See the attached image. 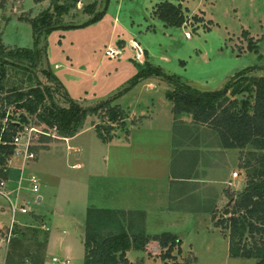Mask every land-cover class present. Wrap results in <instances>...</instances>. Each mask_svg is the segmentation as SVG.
I'll use <instances>...</instances> for the list:
<instances>
[{"label":"rangeland","instance_id":"obj_1","mask_svg":"<svg viewBox=\"0 0 264 264\" xmlns=\"http://www.w3.org/2000/svg\"><path fill=\"white\" fill-rule=\"evenodd\" d=\"M157 1L0 0V42L6 56L0 59V126L17 121L19 113L23 114L26 129L13 155L23 158L25 152L33 153V158H27L26 172H37L39 177L37 192L32 191L31 180L24 179L21 184L18 205H25L28 213L17 214H43L48 227L45 231L37 219L30 226L4 227L0 231V264H66L62 262L66 259L68 264H83L84 220L90 206L118 209L93 207L87 221L88 234L97 239L121 232L145 237L148 240L142 248H136L133 242L128 258L135 264H163L160 255L165 249L157 245L154 235L146 234L144 213L123 210L121 206H158L167 193H175L173 188L169 191L170 186L165 187L166 153L159 149L164 141L158 137L168 133L164 126L169 125L165 119L172 102L166 91L173 85L154 75L132 82L149 62L201 91L230 84V99L252 103L253 94L242 87L264 75V0H169L187 9L186 23L180 27H166L151 16ZM55 4L61 5L64 13L57 16ZM104 8L97 22L77 26ZM45 10L52 14L57 26L76 27L43 33L34 62L23 49L33 51L29 21ZM108 48L118 49V55H106ZM35 88L45 96L36 112L31 113L16 100V94ZM233 89L236 93H232ZM106 100L124 110V122L110 124L104 109L89 111L78 128L82 133L71 141L40 118L41 114L47 115L45 108L51 103L55 106L49 109L53 110L67 108L70 101L91 109ZM3 112L7 118H1ZM147 113L154 119L133 127L140 118L135 115ZM172 120V132L182 136L173 144L182 149L171 153L174 159L170 172L175 171L174 175H181L185 181H197L192 171L195 168L198 177L209 183L197 193L188 190L182 202L193 209L189 215L179 220L166 217L151 226L162 229L159 232L170 229L179 234L181 252L174 248V258L168 259V264H255L253 258L228 256L229 229L215 226V221L227 216L225 210L248 184L263 151L250 145L241 149L223 147L218 133L209 124L194 121L191 114L172 113ZM98 132L107 137L111 134L112 140L103 142ZM130 133L131 144L126 140ZM218 147L226 149L227 155H219L210 163ZM10 161L11 156H4L0 180L5 179ZM225 161L228 176L221 180L217 195V184H211L212 173L207 174V168L222 167ZM235 170L238 176L232 179ZM205 196L210 201L203 200ZM38 197L42 200L38 201ZM0 207V220L8 224L10 203L1 194ZM244 240L252 246L261 241V236L245 233ZM53 257L58 261H52Z\"/></svg>","mask_w":264,"mask_h":264},{"label":"trees","instance_id":"obj_2","mask_svg":"<svg viewBox=\"0 0 264 264\" xmlns=\"http://www.w3.org/2000/svg\"><path fill=\"white\" fill-rule=\"evenodd\" d=\"M33 1L38 3L44 0ZM105 9L93 14L87 21L77 26L81 27L97 22L103 16ZM64 11L65 9L61 5H54V13L57 16ZM186 14V8L169 0H158L151 11V16L159 19L166 27L182 26L186 23ZM195 19L200 18L196 17ZM29 22L33 31L34 48L33 51L29 48H25L23 51L26 55L31 54L34 62L35 58L39 56L37 46L43 33L48 34L54 29L68 30L76 27H71L70 24L57 26L48 10L42 11L41 15ZM3 51L0 42V59H6ZM180 62L184 64L183 61ZM146 66V68H140L132 84L152 75L162 76L173 85L172 90L166 91V97L172 102L171 112L174 115L188 113L191 114L194 121L209 124L218 133L225 148L241 149L250 145L256 150L263 151L256 159L258 166L252 170L248 184L236 197L232 206L225 210L224 214L227 216L216 220L215 226L229 229L227 237L229 257L253 258L255 264H264V75L252 78L247 86L242 87L244 91L253 94L252 103H249L248 100L239 103L235 98L228 97L230 84H225L218 90L201 91L181 81L178 75L165 74L159 66L149 62L146 63ZM232 93H236V90L233 89ZM44 96V92L35 88L26 93L18 92L16 100L22 102L23 108L34 113L44 100ZM54 106L51 103L49 108ZM49 108H45L47 115L41 114L40 118L48 126L58 129L63 137H71L77 133L89 111L96 113L104 109V117L110 124L122 123L126 117V113L118 104H111L108 100L91 109L83 108L75 101H70L67 108L55 107L54 110ZM4 113L1 118L5 117ZM24 124H27L26 118L22 113H19L17 121L10 120L0 126V164L3 162L4 156L13 155L15 150V146L12 144L13 136L22 130ZM109 129L111 127H108ZM97 136L103 142L112 140L111 134L107 137L98 132ZM93 209L89 208L86 213L83 243L84 264H130L126 258V251L129 250L133 242L136 243V248H142L148 239L137 235L131 237L125 232L109 233L103 238L97 239L87 233L88 216ZM245 233L250 236L260 234L261 241H255L252 246H247L244 240ZM153 239L161 249H165L160 255L163 264H168L167 260L174 258L172 255L174 248L181 252V240L171 232L154 235Z\"/></svg>","mask_w":264,"mask_h":264},{"label":"crops","instance_id":"obj_3","mask_svg":"<svg viewBox=\"0 0 264 264\" xmlns=\"http://www.w3.org/2000/svg\"><path fill=\"white\" fill-rule=\"evenodd\" d=\"M141 80H143V79H141ZM168 103H170V102L168 101ZM170 107H171V105L169 104V112L166 113V119H165L166 122H168L167 124H169V125H168V127L164 126V128H166L168 130V133L167 134H161L158 137H161V138H159V141L160 140L164 141V144L160 145L159 149L162 152L166 153L165 154L166 163L168 164V166L166 164V166H165L166 170H164L165 171L164 175L166 177L165 179L167 180V181H165V187H166V185L170 186L169 191H171L173 188L175 193L172 195L167 193L168 194L167 197L164 195L166 197V199H163L162 202L160 204H158V206L156 204H151V203H148V205H143V206H134V205H127L125 207L121 206L123 210L142 211L144 213L145 230H146V234H149V235H157V234L162 233V232H159L162 229L157 230V229H155L156 227H153V229H151L152 225H154L157 222H160L162 219L164 220V219H166V217L167 218L170 217V218H175L176 220H179L182 215L189 213L188 211H193V209L187 208L185 206V204L182 202L184 199H186L188 190H191V191L197 190L195 192V193H197L200 191V189H204V187H207L204 185L209 183L208 179H207V181L206 180L204 181V180H201V179H204V177L203 178L198 177V174L196 172L197 170L195 168L192 169V171H194L193 175L196 176L195 178L197 181H185L184 178L181 177V175H174L175 171L171 170V172H170L171 167H169V166L172 163V160L174 159V156L171 157V153L173 152L174 149H182L181 146L173 144L174 139L182 140V138H181L182 136H180L178 134H174L172 132V128H171L172 124L171 123L173 122V120H172V112L170 110L171 109ZM131 115L134 116V114H131ZM135 116H136V118H139V117L140 118L138 119L137 123L135 125H133V127H136V126L138 127L140 124L144 123L145 121H150V120L154 119V117L150 113L135 115ZM82 131H79V132L75 133L73 136L67 137L66 139L68 141H71L78 134L82 133ZM132 136L133 135H131V133H130V135L126 139L127 142L130 144L132 142ZM73 147H75V146H73ZM43 150H48V149H43ZM219 155L220 156L227 155L226 149L224 150L223 148H219V147L216 148L214 151V155H211L212 157L209 158V162L212 163L214 161H217V159L219 158ZM10 162H11V164H10V167L8 168L7 173H6V177H5V179H2L4 181V190H3V193L1 195L5 196L8 199L10 206H11V204H13L16 207H26L25 205H20V206L18 205L19 204L18 196L20 195V189H21L20 186L23 183L24 179L30 180L31 177H34V179L37 182V178H39L37 175L38 173L37 172H31V171L26 172V166H25V164L27 162L26 156L22 158V157L18 156L17 154L11 155V161ZM77 162H79V161H77ZM223 164H224V166H222V167L219 166L218 168H216V167L213 168L214 165H208L209 168H207V169H209L207 174L212 173V178H213L212 181H215L214 183H212V181H211V184H213V185L217 184V187H218L217 195L219 194V190L222 188L221 180L224 179L226 176H228V172L226 171V169H224V167L226 165V161ZM78 165L79 164H77V166ZM73 166H75V165H73ZM197 168H198V166H197ZM221 168H223V172L221 171ZM224 172H226L225 176H223ZM35 173H36V176L34 175ZM220 174H223V175L220 176ZM231 178L233 179L232 176H231ZM187 183H189V186H187ZM5 188H8L7 191H5L6 190ZM165 190H166V188H165ZM202 196H203V193H202ZM37 200L41 201L42 197H38ZM203 200L210 201L209 199H207V196H205L203 198ZM93 207L94 206L87 207L86 213H87V210L89 208H93ZM94 208L118 209V207H112V208H110V207H108V208L94 207ZM26 209H28V208H26ZM0 210H1V207H0ZM17 212H20V211H16L14 213V215H12V213H11V215H9L10 221L8 224H5L4 221L0 220V231H3L4 227L8 228L9 226L14 225V224L15 225L30 226V224L33 221H36V219L40 221V227L44 228L45 231L48 230V227L45 226V224H44V215L43 214L41 215V214L35 213V214H32V215L26 217V216H22V215L18 216ZM0 213H2V212L0 211ZM20 213L26 214V213H28V211L20 212ZM86 213H85V220H84V232H85ZM187 215H189V214H187ZM150 221H152L153 223L150 224ZM154 221H156V222H154ZM166 230L177 235V236H179V234H177L175 232L176 230H174V231H170V229H166ZM48 238L49 237L47 235L46 244L48 243ZM45 247H46V245H45ZM129 251L130 250L126 251V258L130 264H135L134 259L128 258ZM52 261H54V260H52ZM57 261H58V259H57ZM54 262H56V261H54ZM68 263H69V260H68ZM68 263H66V264H68Z\"/></svg>","mask_w":264,"mask_h":264},{"label":"built area","instance_id":"obj_4","mask_svg":"<svg viewBox=\"0 0 264 264\" xmlns=\"http://www.w3.org/2000/svg\"><path fill=\"white\" fill-rule=\"evenodd\" d=\"M106 55H118V53H119V50L118 49H113V48H108L107 50H106ZM26 129V126H24L23 128H22V130H20L19 132H17L14 136H13V139H12V144L14 145V146H17L18 144H19V142H20V136H21V134H22V132L24 131ZM16 149V148H15ZM25 156L27 157V158H33L34 157V155H33V153H28V152H25ZM231 176L233 177V178H235V177H237L238 176V173H237V171L235 170V171H233L232 172V174H231ZM30 180H31V182H32V190L33 191H37L38 190V185L36 184V180L34 179V177H31L30 178ZM3 190H4V181L3 180H0V194H2L3 193ZM10 210H11V213H12V215H14V213L16 212V211H20V212H26L27 210H26V208L25 207H16L15 205H13V204H11V206H10ZM10 232L7 234L8 236H6V240L7 241H9V236H10ZM52 260H54V261H57V258H55V257H53L52 258ZM62 262H64V263H68V259H66V260H64V261H62Z\"/></svg>","mask_w":264,"mask_h":264}]
</instances>
